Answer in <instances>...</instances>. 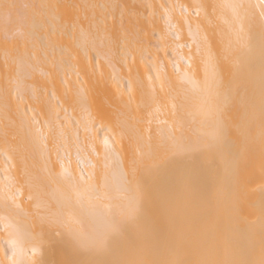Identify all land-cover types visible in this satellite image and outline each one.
Wrapping results in <instances>:
<instances>
[{
    "label": "snow or ice",
    "instance_id": "1",
    "mask_svg": "<svg viewBox=\"0 0 264 264\" xmlns=\"http://www.w3.org/2000/svg\"><path fill=\"white\" fill-rule=\"evenodd\" d=\"M194 7L195 17L203 12L209 26L214 19L227 26L220 55L212 51L202 26L196 25V34L203 33L197 40L187 20L192 44L167 42L169 37L181 39L179 26L167 36L157 37L153 31V44L146 27L152 19L137 12L134 5L0 2L5 22L0 94L6 106L14 99L17 111L27 97L25 115L29 110L35 113L30 108L35 101L47 116L44 126L32 121L29 141L42 167L31 171L26 167L23 185L17 186L8 177L5 186L0 264H264V0L258 4L227 0ZM13 24L18 26L14 32ZM16 36L31 42L32 51L26 47L20 52ZM97 41L108 50L106 54L97 50V56L113 68L147 58L143 79L133 76L131 68L127 75H113L116 93L107 106L98 103L106 85L94 72L91 82L85 81L87 89L68 85L69 69L76 71L79 80L73 46L96 48ZM184 48L189 51V70L193 60L200 58L203 89L215 101L211 131L201 130L194 138L188 135V127L195 113L187 98L175 93L159 58L161 51L166 55L171 51L178 69L185 59ZM37 51L51 59L54 72L48 74L49 83L54 86L56 71L64 73L63 100L55 91L49 95L47 88L26 84ZM179 79L201 87L190 71ZM164 100L171 106V122L160 118L167 107ZM69 110L87 111L88 121L73 120ZM60 111L65 113L63 120ZM257 115L261 181L254 186L250 167ZM96 116L106 129L99 145L100 138L91 136ZM145 121L146 135L140 132ZM153 123L157 125L155 139ZM69 125L74 129L71 136ZM80 126L89 136L87 143L80 139ZM53 154L59 171L53 166ZM25 189L29 207L23 202ZM255 193L259 194L258 207L251 200ZM161 216L166 223L157 229L153 225L160 223ZM257 220L258 262L247 258Z\"/></svg>",
    "mask_w": 264,
    "mask_h": 264
},
{
    "label": "bare ground",
    "instance_id": "2",
    "mask_svg": "<svg viewBox=\"0 0 264 264\" xmlns=\"http://www.w3.org/2000/svg\"><path fill=\"white\" fill-rule=\"evenodd\" d=\"M4 2V0H0ZM9 2L16 3L19 5L24 4H64V3H80V4H89V3H116V4H126L134 5L137 12L150 16L152 19V24L146 25L147 31L149 33V38L152 40V43H156V39L152 38L153 31L156 36H167L169 33H174L177 30V26L181 30V39L179 41H173L171 38H168V43L170 45L175 43H188L192 44L193 37L189 35V23H191L192 31L195 34L197 40H201L203 33L196 34V25L199 23L202 28L207 32L209 41L211 43V48L214 53L220 55L223 49V43L221 36L222 34L227 33V26L223 24L220 20L214 19L211 26L208 25L207 21L204 19L203 12L199 18L195 17L194 13L196 11L194 5L196 4H217L227 2V0H9ZM245 2H250L253 4H258L260 0H245ZM151 4L153 8L143 7L145 5ZM30 11V10H29ZM117 17V21H118ZM127 22V17L125 18ZM189 23H186L185 21ZM54 23V21H53ZM4 20L0 17V84L3 83L2 77L4 74V64H5V37H4ZM18 26L13 24L11 26L12 31L14 32ZM85 30H87L88 25L85 22ZM42 35H47V33H42ZM15 43L20 52L27 50L32 51V44L29 41H26L24 37L16 36ZM67 44V42H64ZM97 50L101 53H107V47H101L99 41H97L96 48L91 46H86L80 50H77L73 46V54L75 59L73 64L77 65L79 68V80L77 79V74L74 69L68 70V85L71 86L74 90L87 89L89 84H86L85 81L91 82L92 74L95 73V78L97 80L102 79V83L106 86L101 90L103 95L100 98L99 102H103L107 106L109 100L114 97L116 93L115 85L112 83L113 75H119L123 73L127 75L128 68L132 69L133 76L139 74V77L143 79L146 75V62H140L137 58L136 63H132L131 60L128 61L127 66L123 63H117L115 67L109 66L101 57L97 56ZM192 51L195 52V45L192 47ZM185 59L180 61L179 68H176V60L171 55V51L166 55L164 51L159 53L160 61L162 62L164 71L167 72L168 77L172 80L175 93L179 95L182 99L187 98V104L192 112L195 113V119H190L188 127V135L195 137L201 130L210 132L213 124V108L215 101L211 95L203 89L202 82L204 80V71L203 65L200 61V58L193 60L192 69H188L187 57L189 51L187 48L182 50ZM87 53V55H85ZM96 57V59H92ZM33 69L31 70V78L26 81L27 85L35 86L36 88H47L49 90V95L55 91L56 96L63 100V91L64 85L61 84V81L64 79V73L56 71L54 73V86L52 83H49L48 74L54 72L51 59H46L42 53L37 51L35 59L32 61ZM194 73L195 79L201 82L200 88H194L188 83H181L180 76L185 72ZM101 73L103 77L101 78ZM154 74V73H153ZM15 93H13V96ZM139 99V97H138ZM29 103L27 97H25V102ZM24 103L20 104V111H17L16 101L13 99L8 106L5 105L3 95L0 94V212L3 211L2 202L6 194L5 186L8 184V177H11L15 180L17 186H21L25 183L24 170L27 167L30 171L33 168L42 167V163L39 160L38 153L33 154L29 147V141L31 139L32 132V121L39 120L41 126L45 119L46 115L41 114V105L32 101L30 103V108H35L36 111L29 110L27 115L24 114ZM53 106L57 104V100L53 98L51 100ZM163 103L167 105L161 119H167L169 122L173 120L171 115V106L168 104L167 100H164ZM64 108H67L68 105L64 104ZM59 111V109H57ZM145 110V115H146ZM93 115H95V108L92 109ZM69 115L73 120L81 121V124L87 122L89 115L87 111L78 110L75 113H72L69 110ZM60 117L63 120L65 118V113L60 111ZM240 117V113H237V118ZM152 135L155 139L157 125L152 124ZM162 127H166L162 125ZM148 128L147 122L140 125V132L142 134H147L146 129ZM46 130V127H45ZM73 127L68 126L67 131L71 136L73 132ZM105 128L101 127V120L99 116H96L95 127L92 130L91 136L99 137L100 139L96 141L99 145L100 141L105 136ZM7 133V135H6ZM79 136L81 141L85 143L88 142L89 136L84 131L82 126L79 127ZM125 147L127 148V142H125ZM260 138H259V117L257 115L256 128H255V141L253 146V162L250 167V172L254 180V186L258 185L261 181V168H260ZM53 166L59 171V166L56 164V157L53 154L52 157ZM73 171H76L75 161L72 163ZM39 175L41 178L44 177V173L40 172ZM251 200L259 206V194L255 193L251 196ZM24 206L29 207L27 201V190L25 189V195L23 198ZM255 219V217H252ZM164 223H166V217L161 216L160 223L154 224L153 226L159 229ZM254 237L252 241L248 244L249 255L247 258L259 261L260 259V224L257 220L254 225ZM2 236V233H0ZM4 246L0 244V257L3 256Z\"/></svg>",
    "mask_w": 264,
    "mask_h": 264
}]
</instances>
